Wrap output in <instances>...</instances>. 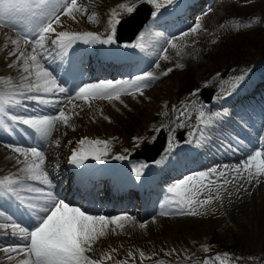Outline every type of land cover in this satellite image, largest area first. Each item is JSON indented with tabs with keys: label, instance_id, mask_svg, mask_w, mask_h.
<instances>
[{
	"label": "snow or ice",
	"instance_id": "obj_1",
	"mask_svg": "<svg viewBox=\"0 0 264 264\" xmlns=\"http://www.w3.org/2000/svg\"><path fill=\"white\" fill-rule=\"evenodd\" d=\"M147 3L156 9L151 13L158 18L163 13L160 9L164 3L172 4L173 0H147ZM38 9L31 13L30 18H22V13L32 8ZM120 8H126L131 14L136 10V5H119ZM85 9L77 5V0H0V27H15L18 23L20 29L17 37L11 40L14 46L8 52L9 56H14L15 60L9 64V67H21L24 75L21 76L22 83L18 86L0 91V128L5 130L14 125L22 124L32 130L33 139L37 141L35 145L24 146L19 143H9L7 146L19 155L16 157V163L21 165L17 169L18 174L6 175L0 178V199L7 204H15L17 212L26 217L28 226H23L14 215L5 211H0V217L7 216L11 223H5L0 227L12 228V235L16 236V230L19 229L20 241L15 244L5 246L2 251L6 254L8 260L13 259V254L20 255L26 253V259L19 264H102L103 260L111 259L110 254H105L101 259L92 258L89 253L95 251L93 245L106 234L109 225H115L122 228L121 221L132 220L133 217L122 215H104L91 213L83 205H79L71 200L57 195L54 191L53 176L49 169L44 167L46 153L40 146L46 143L50 137L56 123L63 122L65 125L69 122V115L64 111V106L60 103L57 93L65 94V99L69 102L73 99L90 101L92 99H119L125 91L135 94L141 92L145 87L151 86L159 77L154 76L152 71H142L140 75L134 76L130 81L119 80H99L98 82H85L78 80V74L71 67L72 57L76 55L78 42L84 45H119L117 37V26L121 21L116 18V13H112V18L108 21L110 26L109 34L106 38H101L95 32H71L60 30L53 27V24L61 23V14L75 19L74 13L83 12ZM93 17L90 16L89 20ZM201 27L199 21L189 29L190 32H197ZM143 33H141V36ZM182 36L188 35L182 32ZM176 37L171 40L165 38V42L172 48L177 45L173 43ZM21 42L25 47H21ZM50 42V43H49ZM31 46L28 51L27 46ZM125 48H143L140 43L124 44ZM167 52V48H163ZM53 53L55 55H53ZM58 57L69 61L70 67L66 70L67 80H60L50 69L49 65L55 62ZM160 59H167V56H160ZM22 62V63H21ZM157 67L159 65L157 64ZM172 69L169 68L163 75H167ZM219 75V74H218ZM34 77V79H31ZM239 79H243L241 76ZM73 81V83H69ZM125 86H128L127 89ZM199 90L190 93L195 97ZM74 93V95H73ZM24 100L36 101L37 104L31 106L23 103ZM45 108H52L58 111L47 113ZM199 116L196 118L200 127L201 141L210 138L216 128L223 134L222 122L227 113L212 112L202 104ZM187 116V109L179 111L177 123L184 127V121L180 117ZM264 121V115L261 117ZM241 123L247 127L253 128L249 119L244 116L239 117ZM264 129V122L260 125ZM159 132L160 129L158 128ZM173 131L169 128V132ZM155 139V137H153ZM261 141L264 142V136ZM57 144L59 141L56 142ZM108 141L91 140L87 137L78 141V147L73 149L69 157V163L83 172L88 168L86 161L89 159L103 164L109 158ZM189 143H191L189 141ZM229 149H233L230 142ZM171 155V152H169ZM23 157L21 160L20 158ZM115 160H126L124 155H115L111 157ZM160 164V161H155ZM148 167L147 164H141L139 167L133 166L137 180H140ZM255 168V177L264 176V154L256 151L250 155L248 161L243 165V169L252 177V169ZM59 168V165H56ZM224 169L228 166L224 165ZM237 174L241 168L237 166L233 169ZM215 176L217 181L225 176V171H218L217 168H208L205 171H196L191 175L184 176L183 179L169 187L168 191L174 194L172 203L180 215H197L196 207H202L211 202L212 197L208 199H198V195L207 189L210 184L217 183L210 177ZM30 181L38 182L40 187L35 186ZM226 183V181H219ZM216 199H219L217 193ZM3 205H0L2 207ZM171 212H161L160 215H172ZM141 228L145 223L141 222ZM206 251L209 249H205ZM115 251V249H113ZM129 256L132 254L129 253ZM144 253L140 252L141 258ZM207 264V261H205Z\"/></svg>",
	"mask_w": 264,
	"mask_h": 264
},
{
	"label": "rangeland",
	"instance_id": "obj_2",
	"mask_svg": "<svg viewBox=\"0 0 264 264\" xmlns=\"http://www.w3.org/2000/svg\"><path fill=\"white\" fill-rule=\"evenodd\" d=\"M89 1L92 3L94 2L93 0ZM110 1L112 0H108L110 5H112L121 0H116L112 3ZM256 1L258 0H223L218 6H214L210 11L206 12L201 22L199 21L201 27L197 32L193 33L189 31V29L196 24L195 22L191 24L186 31L188 35H181L180 38L173 41V43L177 45L176 48H172L168 44L163 46V48H167L166 53L163 52V50L161 51L162 56H167V59H164V71L166 72L169 68L173 69L172 71H183L187 68L186 70H191L193 72V75L189 77L191 81H193L191 85L192 88L198 85L200 87L204 84H209L208 87L214 89V84L219 81L217 80L219 75L213 74L215 72L221 73L223 68H227L226 66L229 64H225L226 57H232L233 53H235L234 57H249L264 49V33H261V31L258 30L259 28L246 33L237 34L236 30L238 31V29L234 27L232 30L235 31V34L232 39H236V42L230 45L234 51L226 55L222 54L220 58H214L211 54L214 50L213 48H215L217 39L215 36L212 38L210 37L218 33L217 26L218 23L222 22V17L234 16L232 21H237L238 18L236 15L244 16L245 13L254 12L256 16L253 21L259 23L258 26L264 25V10L258 8L257 3L254 4ZM241 2L242 4H239ZM240 5L241 7H239ZM96 21L97 19L87 24L90 26H97ZM221 27L222 26H220V28ZM211 28L215 31L209 35L207 30H211ZM7 34L8 33L3 27H0V37L2 35L7 36ZM6 55L8 56V54ZM7 59L9 58L7 57ZM242 69L243 67L240 69L237 67V70L227 73L225 78L222 79V82L218 84L219 94L226 89L230 91L236 88L237 85L232 84L231 81L237 77V74H239ZM156 71L159 72L157 67ZM171 72H168L166 75L168 78L162 81L161 86L153 88L150 92L141 95V99L138 101L136 100L135 107H133L132 111L126 110L123 117L116 114L115 120L113 119L110 124L102 123V126H97L99 128L98 132L90 129L91 131L89 132H94V134H92L93 138L102 140V137H100L102 134L109 135L112 132L117 133L118 131L120 132L119 134H125V132H127L126 130L129 129L140 130V125L142 126L143 124L145 127L151 126L154 131L156 130L155 125H158L157 127L159 128L164 126L163 130L168 135H173L178 131L179 125H174L175 127L172 126L174 121V119H171L172 112L169 111L168 105L164 99L174 102L178 97V94H175V90L181 87V83L185 90L187 87L185 85H190V82L188 79L185 81L183 80V82L182 78L180 79L178 75L170 77ZM252 72V69L248 71L242 79V83L249 79L250 75L253 74ZM241 84L238 87H240ZM167 91L171 93L169 97L165 96V92ZM158 103L162 106L157 107ZM179 107L180 110L187 109V116L181 117L180 119L193 120L190 104L185 105L179 103ZM194 111H197V109ZM154 114L157 115V119H155ZM162 117H167L165 123L161 121ZM259 122H261V120ZM175 124L178 123L176 122ZM235 127L236 126H234V128ZM169 128L173 129L171 133L169 132ZM198 128L199 127H197V129ZM254 132H257L256 134L258 136L262 133L258 128H255ZM55 133L56 131L54 129L51 133V140L49 138L47 140L49 145L51 144L54 146V139L57 137ZM141 142L142 141L139 139H136L133 141L132 146H125L126 148H123L124 146H120V137H115L111 143L114 144L113 146L116 149L118 148L119 154H126L127 157L133 152V148L137 147V149H139ZM225 143L227 145L229 144L227 140ZM62 148H64L63 145ZM53 150L55 149L52 148V151ZM206 150L209 151V149L195 148L197 153H204L202 159L204 162L206 157H211L208 152H205ZM256 151H261L262 154H264V149ZM256 151L255 149L250 152L242 151L239 154V158L235 155L233 157L236 158L232 157L231 160L224 161L220 164L218 161H211L210 159L212 163L209 162L204 166H200L197 171H205L212 167L217 168L218 171L224 170L225 176L220 177L219 181H226V183H220L215 176L210 177V179L217 181V183L210 184L207 189H204L203 192L198 195V199H208L212 197L209 204L196 207L195 210L201 214H178L177 209L172 203L174 198V194L172 193L169 196L171 198L169 206L172 208L168 210V212L173 213L172 215H160L163 210H166V204L161 202L159 205L160 208L158 207L159 210L155 211L150 216L155 213H157V215L155 214L149 220L145 221L133 217L134 219L132 220L121 221L123 224L122 228L109 225L108 236H105L103 240L107 241L113 236V245L104 248L99 239L93 245L95 251L89 253V255L99 260L105 254H110L111 259L103 260L106 261L107 264H147L146 260H152V264H162L159 261L160 258L163 260L166 259L167 256L186 263L189 251L195 249L200 251L203 255L199 264H205V261H207V264H236L233 260L227 263L226 256L222 255L220 252L210 254V250H205L208 249L207 247L211 241L213 242L216 239L224 245H231L238 252L241 250L242 253H250V258L255 260V257L264 253V176L256 178L255 168L253 167V176L250 177L248 172L243 169V165L248 161L249 156L254 155ZM59 152H62L61 147L59 148ZM56 154L57 152H54L52 155L56 157ZM229 154H231V152ZM109 156L110 158L112 156L110 152ZM213 156H216V154L214 153ZM105 161H107V159ZM180 162L181 161L175 163L179 168ZM224 165H227L228 168L224 169ZM237 166L241 168L239 174L233 171ZM0 168L3 167L0 166ZM178 170H183V168ZM175 178L179 179L181 177ZM217 193H219V199L215 198ZM161 199L162 198H160V200ZM213 199L218 201L217 208L213 204ZM141 222L145 223L144 228L139 226ZM113 249H115V251H113ZM140 252L145 254L144 258H141ZM252 252L254 254H252ZM2 253L3 258H1L0 261L7 260L4 255L5 253L3 251ZM129 253L132 255L129 256Z\"/></svg>",
	"mask_w": 264,
	"mask_h": 264
},
{
	"label": "bare ground",
	"instance_id": "obj_3",
	"mask_svg": "<svg viewBox=\"0 0 264 264\" xmlns=\"http://www.w3.org/2000/svg\"><path fill=\"white\" fill-rule=\"evenodd\" d=\"M114 1H116V0H112V1H110L111 3L112 2H114ZM155 20L154 19H152L147 25H146V27L144 28V30L142 31V33L144 32V33H146V35L143 37V39H139V41H141V42H144V41H146L147 40V38H146V36H147V32L148 31H150L151 29H154V26H155ZM167 21L166 20H164L163 21V23H166ZM6 35V34H5ZM7 37H9V38H11V35L10 34H8L7 35ZM150 44V43H149ZM7 45V46H6ZM9 45H12L11 44V39H6L5 37H3L2 38V40H1V42H0V68H4L5 66H4V63H3V60L5 59V57H7L6 56V53L8 52L7 51V48L9 47ZM22 46H24V45H22ZM4 47V48H3ZM25 47V46H24ZM151 49V45H149V48H148V51ZM147 51V49H141L140 50V52H137V53H135L134 54V56L138 59V61H142V69H146L149 65H150V63H149V60L148 59H144L143 60V54L144 53H146V52H148ZM156 57H160V54L158 53L157 55H153V58H156ZM6 60V59H5ZM5 60H4V62H5ZM9 71V69H6V71H5V73H4V76H6L7 75V72ZM22 74L24 75V73L22 72ZM10 76H12L11 75V73H9L8 74V76L6 77V78H3V79H0V83H3L4 85H5V82L6 81H8L9 79H8V77H10ZM12 78V80L14 81L15 80V77H11ZM31 79H34V78H31ZM19 81H21V79L19 80ZM22 83V82H21ZM4 88V87H3ZM3 88H0V91H4V89ZM37 103V102H36ZM34 105V104H33ZM36 105V104H35ZM44 111L45 112H47V113H51V112H53L52 111V108H45L44 109ZM1 129V128H0ZM6 140H8V139H6ZM9 142H12V140L11 139H9ZM20 143L21 144H24V145H26L27 143L23 140V139H20ZM45 153H46V151H44ZM21 160L23 159V157H21L20 158ZM90 160V159H89ZM88 160V161H89ZM88 161H86V163H87V165H88V168L86 169V170H88V169H90L92 166H90L89 164H88ZM179 165H180V168L177 166V165H174L173 167L174 168H176V169H184V167L186 166V164H185V162H183V161H181L180 163H179ZM18 166H21V165H18ZM45 167V166H44ZM161 167L162 168H164V165H161ZM46 168V167H45ZM4 170V168H0V175H3V171ZM141 180H144V178L142 177L141 178ZM159 198H162V196H160ZM158 208V207H157ZM156 208V209H157ZM160 208V207H159ZM145 211V209H143V212ZM145 212H147V211H145ZM150 211H148L147 213H149ZM152 213H150V214H148L149 216L151 215ZM23 220L25 221V220H27L26 219V217H24L23 216ZM5 220L2 218V217H0V225H1V223H3ZM3 230H4V228H2V227H0V231L3 233ZM108 230V229H107ZM17 233H18V231H17ZM2 235H0V237H1ZM23 260V259H22ZM19 264V263H18Z\"/></svg>",
	"mask_w": 264,
	"mask_h": 264
},
{
	"label": "trees",
	"instance_id": "obj_4",
	"mask_svg": "<svg viewBox=\"0 0 264 264\" xmlns=\"http://www.w3.org/2000/svg\"><path fill=\"white\" fill-rule=\"evenodd\" d=\"M257 7L258 8H262L264 10V0H259L257 2ZM259 31H261V33H264V28L260 29ZM222 41L225 42L226 44H228L225 53L222 51L221 52L222 54H225L226 55V54H229V53H231V52L234 51V49L232 47H230V45L232 43L236 42V39H232V40H221V42ZM228 47H229V49H228ZM221 53H220V55H221ZM238 53H240V52H238ZM234 55H235V53H233L232 57H226V59H228L227 61L229 63H240V62L250 63V62H254L256 59L264 56V49L262 51L257 52L253 56H249V57H246V56H243V57H234Z\"/></svg>",
	"mask_w": 264,
	"mask_h": 264
}]
</instances>
